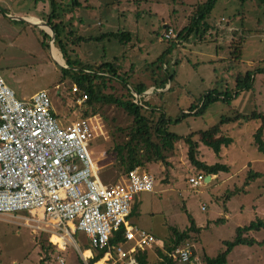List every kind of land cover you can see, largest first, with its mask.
Masks as SVG:
<instances>
[{"label":"rangeland","instance_id":"374dc122","mask_svg":"<svg viewBox=\"0 0 264 264\" xmlns=\"http://www.w3.org/2000/svg\"><path fill=\"white\" fill-rule=\"evenodd\" d=\"M0 1L1 77L20 100L46 91L63 127L85 113L93 114L87 117L99 118L101 132L93 141L90 154L103 169L105 182L115 183L124 176L112 166L113 147L128 139L125 132L134 124V118L116 105L98 104L94 109L87 103L77 105L71 94L74 82L63 75L62 70L69 69L66 62L59 66L51 56V48L55 47V43L51 45L53 31L49 33L40 26L10 19L14 11H4L6 2L18 9L31 8L46 24L48 19L54 24L61 22V39L72 61L92 66L116 61L121 80L106 82L107 95L128 101L127 88L141 84L147 89L162 88L157 84L172 75L171 89L153 96L142 110L153 128L162 114L175 120L196 106L192 115L169 123L168 129L182 137L193 133V141L199 144L197 159L206 165H226L229 172L218 174L210 185L191 187L189 177L201 171L189 160V146L184 139L174 143L171 151L164 152L167 163L146 164L145 168L156 180L155 193L136 196L128 218L131 226L146 230L164 243L172 237L173 229L181 232L189 229L188 215H191L201 228L200 233H190L194 250L216 257L227 249L225 242L234 241L238 228L264 221V151L255 142L261 122L258 119L245 122L239 117L250 116L254 111L264 114V74L255 75L251 90L239 94L234 91L239 75L264 67V7L256 0L245 5L239 0H218L205 20L209 31L204 35L194 33L187 41L182 38L186 42L180 47L162 38L165 26L181 32L196 7L206 0H53L55 13L51 16L52 0ZM73 1H80L82 7H74ZM36 2L38 8L41 2L48 5L47 14L34 10ZM120 33H129L130 40L121 43L118 37L111 36ZM44 34L49 38L45 39ZM170 47L172 51L164 56L163 64L161 56ZM175 61L178 63L174 64ZM165 64L168 74L164 71ZM216 88L221 100L195 115L204 97ZM226 91L231 94L228 101L222 100ZM225 118H236L221 126L222 134L232 138L233 143L222 147L218 156L201 143L199 132ZM153 140L160 142L155 132ZM254 173L261 176L249 180ZM14 221L19 220L0 219V264H60L59 258H64L65 264H80L83 257L91 256L90 251H85L82 257L73 247L60 254L50 244L48 235H35ZM248 236L257 242L253 246L235 247L227 264H264V229ZM75 240L81 249L89 245L81 233ZM161 253L167 251L163 247L153 248L148 254L149 264L161 262Z\"/></svg>","mask_w":264,"mask_h":264},{"label":"built area","instance_id":"2783aa9c","mask_svg":"<svg viewBox=\"0 0 264 264\" xmlns=\"http://www.w3.org/2000/svg\"><path fill=\"white\" fill-rule=\"evenodd\" d=\"M162 38L177 47L184 43L172 28H166ZM170 83L142 93L132 89L131 101L146 108L153 96L170 89ZM71 94L77 105L87 103V94L76 84ZM53 110L46 91L17 99L0 75V218H15L35 235H48L60 254L73 247L82 255L75 240L81 233L91 249H106L96 264H140L139 254L160 247L161 242L131 226L128 218L136 196L154 192V176L136 167L115 183L105 182L103 169L90 154L91 143L101 132L99 118L81 117L63 127ZM206 178L200 173L188 182L198 188L206 184ZM122 231L121 240L111 244ZM167 256L174 264H204L189 241ZM59 263L65 264V259L59 258Z\"/></svg>","mask_w":264,"mask_h":264},{"label":"trees","instance_id":"16d2710c","mask_svg":"<svg viewBox=\"0 0 264 264\" xmlns=\"http://www.w3.org/2000/svg\"><path fill=\"white\" fill-rule=\"evenodd\" d=\"M53 1V0H52ZM218 0H206L201 2L196 7V12L192 16V18L188 21L187 26L179 32V39L182 41L188 40L194 33L196 34H205L209 31L210 27L205 23L206 18L211 14L213 9L216 6ZM243 5L248 3L249 1L253 0H239ZM258 4L264 7V0H256ZM54 1L52 3L53 10L51 11L50 15L55 13L54 8ZM75 5V6H74ZM73 6L76 7V2L73 3ZM47 25L52 29L54 33V43L55 47L60 50L62 56L66 62V65L69 69H63V75L70 76L73 82L79 86V88L85 92L88 96L87 105L90 108H95L96 105H116L121 107L127 111L129 115L134 118V124L132 127L127 130L126 132L122 129H119L120 132H125L127 136V140L115 144L113 147V157L114 160L112 161V166H116L119 172H122L125 176L131 170L136 167L145 168L147 163L161 161L163 163H167V159L164 152L171 151L173 149L174 143L184 139L185 143L189 146L188 151V158L191 163L199 170L204 172L206 176L217 175L220 172H229L230 168L226 165L216 163L214 165H206L205 163L201 162L197 159L199 144L196 141H193V133H190L187 137L179 136L176 133L170 132L168 129V124L177 123L180 121L181 118H185L186 116L192 115L193 111L196 109V106L191 108L190 113H182L181 118H177L175 120L168 119L164 114H162L159 123L157 124L154 130L155 136L159 138L160 142L156 143L153 140V126L151 125V121L147 118L143 113V107L133 103L132 93L131 90L134 89L137 93L144 92L147 87L143 84L135 87V88H127V94L129 97L128 101H123L119 98H115L112 95H107L104 93L107 83L112 82L114 80L120 81L121 74L119 73V67L116 61L110 63H102L99 66H92L89 64H83L79 61H72L69 57V54L66 52L63 42L61 39V34L59 30V26L61 22L58 24H54L51 19L47 22ZM106 37V35H103ZM110 36V35H108ZM114 37H118L121 43H126L130 40L129 33H120L117 36L111 35ZM44 38H49L48 34H44ZM184 40H183V39ZM82 39V38H80ZM184 41V42H186ZM172 43V42H171ZM44 47L47 45L45 42L43 43ZM175 46V43L173 42ZM173 46V47H174ZM170 47L167 49L163 55L161 56L160 61L163 63L164 56L172 51ZM164 64V63H163ZM256 74H264V67L258 68L253 72H248L245 75H239L236 80L235 86V93L239 94L242 91H249L254 86V78ZM172 77V76H171ZM168 78L163 79L159 82V86H165L167 83ZM123 82H126V79H123ZM126 83L124 85H126ZM225 96L222 100L228 101L231 97L229 92H225ZM221 93L216 88L215 90L208 93L202 102V106L199 110L195 112V115H198L202 110L206 109V107L216 101L221 100L220 98ZM96 112V111H95ZM89 113H85L83 117H87ZM92 114V113H90ZM89 114V115H90ZM96 114V113H94ZM93 115V114H92ZM242 121H249V120H260L261 125L257 129L255 133V142L258 146L260 151H264V114L258 113L254 111L250 116L240 115L239 116ZM236 118H225L219 124L210 127L207 130L201 131L200 133V141L206 147L210 148L216 155H219L222 147H228L233 143V139L222 134L221 126L224 125V122H231L234 121ZM94 146V143H91V147ZM90 147V148H91ZM197 174H200L198 172ZM260 174L254 173L250 176L249 180L252 178L260 177ZM104 177V176H102ZM105 180V178H104ZM189 216L190 220V227L186 231H179L177 229H173V235L167 241L164 242V249L167 253L172 252L175 248L180 246L186 240H190V233H200L201 228L196 226L195 220L191 215ZM264 229V221L257 220L251 222L250 225L244 228H238L236 232V238L232 242H225L227 249L221 253H219L216 257H209L205 255L204 252L198 253L203 261L204 264H227L228 257L233 249L237 246H253L257 241L253 238L248 236L251 232H259ZM121 233L115 237L111 244H115L121 240ZM159 240V238H157ZM166 245V246H165ZM90 246L82 249V251L90 250ZM105 250H97L94 249V257L89 261V264H96L100 262L104 255ZM166 253V254H167ZM148 252L141 253L138 256V260L140 264H149V257ZM161 253V262L158 264H174L173 261L166 255ZM80 264H85L84 261L80 260Z\"/></svg>","mask_w":264,"mask_h":264},{"label":"crops","instance_id":"0c3cea01","mask_svg":"<svg viewBox=\"0 0 264 264\" xmlns=\"http://www.w3.org/2000/svg\"><path fill=\"white\" fill-rule=\"evenodd\" d=\"M1 2V1H0ZM74 2H76V7L78 6V7H82V5H81V3H80V1H73V3ZM37 3V4H36ZM35 3V8H34V10H42L43 11V13L45 14H47V11H46V9H47V7H48V5L46 4V3H44V2H41L42 4V6L41 7H37V5L39 4V2H36ZM6 5H7V10H4V11H14L13 13V15H11L10 16V19H12V20H14V21H22V22H26L27 24H29V25H33V26H39V25H35V24H33V23H31V22H29L28 21V18H35V19H38L34 14H33V10L31 9V8H14V7H12V4H10V2H6ZM0 11L2 12V10H1V7H0ZM6 13V16H7V12H5ZM44 21H46V20H44ZM47 21H49V19L47 20ZM168 27V25H166V28ZM165 28V29H166ZM43 29V28H42ZM45 30V29H44ZM235 30V29H234ZM104 35H106V34H104ZM171 44H173V43H171ZM176 46V45H175ZM177 47V46H176ZM59 50V49H58ZM59 52H60V50H59ZM60 54H61V58L63 59V61L65 62V60H64V58H63V56H62V53L60 52ZM51 56H53V54H52V48H51ZM54 60H55V58H54V56L52 57ZM55 62L59 65V66H62L61 64H59L56 60H55ZM174 64H177L178 63V61H175V62H173ZM166 65V64H165ZM165 72H168V67H167V71L166 70H164ZM172 75H169V77H168V81H167V83L166 84H168V82H171V79H172V77H171ZM75 84V83H74ZM165 84V85H166ZM171 89V88H170ZM32 97V96H31ZM30 97V98H31ZM29 98V99H30ZM21 100H27L26 98H23V99H21ZM222 151V150H221ZM221 153V152H220ZM219 156V155H218ZM221 173V172H220ZM220 173H218V174H220ZM217 174V175H218ZM217 175H212L211 176V180L209 181V182H207V178H206V184L205 185H210L214 180H215V178L217 177ZM208 177V176H207ZM204 186V185H203ZM149 193H151V192H149ZM152 193H155V190H154V192H152ZM10 218V217H9ZM1 219V218H0ZM13 223H15V224H18V222L17 221H14ZM196 223V222H195ZM19 225V224H18ZM19 226H23V225H19ZM23 227H25V226H23ZM26 228V227H25ZM199 228V227H198ZM186 241H189V240H186ZM185 241V242H186ZM161 242V244H159L160 245V247L162 246L163 248H164V243L162 242V241H160ZM191 244H192V242L191 241H189ZM91 248V247H90ZM156 248H158L159 249V247H156ZM87 251H90L91 252V256L90 257H85L87 260H88V262L94 257V253H93V249H90V250H87ZM151 251V250H150ZM150 251H148V253L150 252ZM194 251H196L197 253H200V251H197V250H194ZM85 252V251H84ZM84 252L82 251V257H83V254H84ZM160 259V258H159ZM161 260V259H160ZM162 261V260H161ZM85 263V262H84Z\"/></svg>","mask_w":264,"mask_h":264},{"label":"bare ground","instance_id":"6f19581e","mask_svg":"<svg viewBox=\"0 0 264 264\" xmlns=\"http://www.w3.org/2000/svg\"><path fill=\"white\" fill-rule=\"evenodd\" d=\"M28 21L35 24V25H39L41 28L45 29L46 31H48L49 33L51 32V28L44 22H42L39 19H35V18H28ZM52 54L55 58V60L61 64L62 66L64 65V61L61 58V54L59 52V50L56 47H52Z\"/></svg>","mask_w":264,"mask_h":264},{"label":"water","instance_id":"95a60500","mask_svg":"<svg viewBox=\"0 0 264 264\" xmlns=\"http://www.w3.org/2000/svg\"><path fill=\"white\" fill-rule=\"evenodd\" d=\"M165 28H166V26H165ZM51 31H52V29H51ZM211 180V176H208L207 177V182H209Z\"/></svg>","mask_w":264,"mask_h":264}]
</instances>
